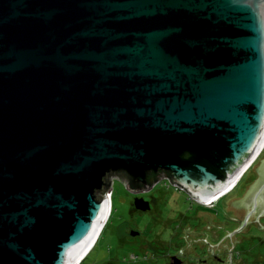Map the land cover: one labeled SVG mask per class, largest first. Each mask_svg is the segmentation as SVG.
Segmentation results:
<instances>
[{
  "label": "water",
  "instance_id": "95a60500",
  "mask_svg": "<svg viewBox=\"0 0 264 264\" xmlns=\"http://www.w3.org/2000/svg\"><path fill=\"white\" fill-rule=\"evenodd\" d=\"M263 149L264 0H0V264L85 257L113 176L165 172L264 230V152L247 213L219 207ZM202 213L194 241L233 248Z\"/></svg>",
  "mask_w": 264,
  "mask_h": 264
},
{
  "label": "rangeland",
  "instance_id": "374dc122",
  "mask_svg": "<svg viewBox=\"0 0 264 264\" xmlns=\"http://www.w3.org/2000/svg\"><path fill=\"white\" fill-rule=\"evenodd\" d=\"M264 149L257 157V159L250 165L236 180L231 189L226 190L222 197L219 198V207L226 215L228 213L227 208L231 200L235 198L241 199L244 195L246 186H250L252 181L255 180L256 174H254L255 165H259V160L263 155ZM161 181V184L157 189L164 195L162 203L158 205L162 218L157 214L156 208L153 212L145 215L131 216V202L134 195L129 191L128 187L123 183L121 179L113 176L111 178V190L108 193L109 202H111V211L108 217L106 227L101 232L98 241L95 244L94 249L86 257V261L83 264H106L112 259L115 264H168L166 260L160 256L162 253L171 252L177 254L181 247H185L187 241L181 238L186 235L182 231V228H193V232L205 233L207 229L203 226H207V222L204 221V216H197L198 212H209L214 214L212 222L224 223L228 218L222 216L221 211L218 208L205 204L207 207H203L196 202H192L190 196L185 192H179L178 188L172 186L170 183ZM157 193V192H153ZM157 207V209H158ZM197 216V217H196ZM152 218V219H151ZM171 219V228L176 229L177 235L170 234L172 230L164 231L169 225L166 220ZM133 222V228L135 224H138V231L141 236L138 238H124L118 240L114 238L112 230L115 226L120 225L123 221ZM260 223H264V216H260ZM231 223V222H230ZM237 225V223H236ZM137 227V226H136ZM213 230H219L218 227L212 226ZM131 229V227H129ZM163 232L166 233L162 236L163 242L166 246L156 249V247L145 248L142 241L152 243L154 241L155 234ZM125 234V230L119 232V234ZM116 237H119L118 235ZM206 238V235H197L198 239ZM236 240H240L234 245L235 260H240V264H264V230H260L254 223L249 224V228L246 232H236ZM193 238H191L192 240ZM194 241V240H193ZM126 243V244H125ZM125 244V245H124ZM123 245V246H122ZM209 243H203L197 241L191 245L192 248H186V254L192 256H184V264H216L215 257L224 258L228 254V250L220 248L215 250L216 253L212 254L208 251ZM233 247V248H234ZM227 249V248H226ZM225 252H223V251ZM194 251V252H193ZM223 252V253H222ZM200 255L199 257L197 255ZM231 253V251H230ZM135 256V257H132ZM221 256V257H220ZM243 257V259H239ZM253 259L254 262L252 261ZM242 261V262H241Z\"/></svg>",
  "mask_w": 264,
  "mask_h": 264
},
{
  "label": "flooded vegetation",
  "instance_id": "af4514ba",
  "mask_svg": "<svg viewBox=\"0 0 264 264\" xmlns=\"http://www.w3.org/2000/svg\"><path fill=\"white\" fill-rule=\"evenodd\" d=\"M260 165H261V162H260L259 165H257V167L254 168V174H256V178H255L254 182L252 183V185L258 180V177H259L258 168L260 167ZM162 180L163 181H166L165 182L166 184L167 183H170L172 186L175 187V185L172 182L170 176L167 173L162 172V171L159 172V173H157V174L152 173V174L149 175V177H148V184H149V186L148 187L147 186H143V185H134V184H132L129 187V191L134 195V197L132 199V202H131L132 203L131 204V210H130L131 216H135V215H138V216L139 215L148 216V214H150V213L153 212L154 208H156V211H157V214L159 215V217L161 216L158 205H160L162 203V200H163L164 195H162L160 193V190L157 189V187H159V185L161 184V181ZM236 182H235V184H236ZM251 186H248V189H245L244 195L242 196L241 200H239V201H233L231 203V205H230V208L231 209L236 210V211L243 209V211H245V213H247L246 210H248V207L245 204H243V199L246 196V194H247V192H248V190L250 189ZM177 187L178 188L175 187L177 191H179V192H185V191H183V189L181 187H179V186H177ZM153 192H157V193H153ZM190 199L192 200V202H196V203H198L199 205H201L203 207H207L205 205L206 204L205 201H198V200H196L194 198H191V197H190ZM157 207H158V209H157ZM250 212H248V214ZM258 213L260 214V211H258ZM201 214H202L201 215L202 217L203 216L205 217V220L206 219H210V217L207 214H204L202 212H201ZM160 218H162V217H160ZM258 218H260V217H258ZM163 219L166 220V218H163ZM226 221H227V225L230 222L231 223H234V224L237 223L236 229H238V228L241 227V231L242 232L245 230V228H247L248 224L250 222H252V221L249 222L247 220L240 221L239 220V217L237 215H235V217L228 218V220L226 219ZM166 223H168L169 225L167 226V228L164 231L171 229L172 231L171 232H168V233L177 235L178 232L176 231V229H172L171 228V223H172L171 219L168 218L166 220ZM133 224H134V220H133V222L127 220V221H123L120 225L115 226L114 229L112 230V233L114 235V238H116L118 240H123L124 238H128V236H130L132 238H138V237H140L141 236V233L138 231V224H135V227L134 228L132 227ZM129 227H131V229H129ZM225 229H227V228H225ZM123 230H125V234L122 233L120 235L119 232H121ZM182 231L185 232L186 229H184ZM192 231H193V228L190 227L189 228V233L187 235L188 240H190L191 238H193L192 241L189 242L190 245H193V243L197 242V241H193V240H199L197 238V234L195 232H192ZM164 234H166V233H163V232H160L159 231V233L155 234L154 241L152 243H148V242H146L144 240L142 241V243L145 246V248L156 247V249H159V250L161 248L163 249V247L166 246L165 243L163 242V239L164 238L161 239ZM117 235L119 237H116ZM179 236H182V238H184L183 235H179ZM232 239H233V236H232ZM138 240H139V238H138ZM204 240H205V242L208 241L207 238H205ZM233 240H232V243H233L232 245H235L236 246V243L233 242ZM226 241H227V239L225 240V243L220 244V246L222 247V245H223L224 248H227L225 250H228V254H226L225 256H223L224 258L215 257L216 264H240V260H237V259L235 260V251H236V248L235 247L234 248H231V246L228 245L229 244V241H227V242ZM238 241H240V240H238ZM232 249H235V251H232ZM230 251H231V253H230ZM211 252L214 253L215 252V248L212 249ZM223 252H225V251H223ZM160 256H162L163 259L168 262V264H184V256H192V255L191 254H186V250L185 249H180L176 255L173 254V253H171V252H168V253L166 252V253H162ZM132 257H135V256H132ZM239 259H243V257H240ZM254 260L255 259H253L252 261L254 262ZM114 261H115V259L114 260L112 259L111 261H109L106 264H115V263H113Z\"/></svg>",
  "mask_w": 264,
  "mask_h": 264
},
{
  "label": "bare ground",
  "instance_id": "6f19581e",
  "mask_svg": "<svg viewBox=\"0 0 264 264\" xmlns=\"http://www.w3.org/2000/svg\"><path fill=\"white\" fill-rule=\"evenodd\" d=\"M255 156H256V155H254V157H255ZM252 157H253V156H252ZM251 162H253V161H251ZM249 163H250V162H249ZM249 166H250V165H249ZM249 166H247V167H249ZM247 167H246V168L243 167L244 170L242 169V170H241L242 172H240V174L243 173V172L247 169ZM240 174H239V176H240ZM239 176H238V177H239ZM238 177H237V179H238ZM237 179H236V180H237ZM236 180H235V182H236ZM107 214H108V213H107ZM98 234H99V233H98ZM96 237H97V234L95 235V237H94V239L92 240V242L90 243V245L94 243ZM90 245H89V246H90ZM89 246L87 247L86 251L89 249ZM83 257H84V255H82V257H80V258H79L74 264H78V263L81 261V259H82Z\"/></svg>",
  "mask_w": 264,
  "mask_h": 264
},
{
  "label": "clouds",
  "instance_id": "9594fccd",
  "mask_svg": "<svg viewBox=\"0 0 264 264\" xmlns=\"http://www.w3.org/2000/svg\"><path fill=\"white\" fill-rule=\"evenodd\" d=\"M220 197H222V195H221ZM111 205H112V204H111ZM106 224H107V223H106ZM105 226H106V225H105ZM103 229H104V228H103ZM101 232H102V231H101ZM100 235H101V233H100ZM100 235H99V236H100ZM94 247H95V246H94ZM94 247L90 249V251L88 252V254L94 249ZM88 254L84 257V260L86 259V257L88 256ZM84 260H83V261H84ZM83 261H82V262H79L78 264H82Z\"/></svg>",
  "mask_w": 264,
  "mask_h": 264
},
{
  "label": "built area",
  "instance_id": "2783aa9c",
  "mask_svg": "<svg viewBox=\"0 0 264 264\" xmlns=\"http://www.w3.org/2000/svg\"><path fill=\"white\" fill-rule=\"evenodd\" d=\"M111 203V202H110ZM111 211V210H110Z\"/></svg>",
  "mask_w": 264,
  "mask_h": 264
}]
</instances>
